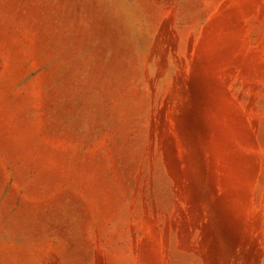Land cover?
I'll list each match as a JSON object with an SVG mask.
<instances>
[{"label": "rangeland", "instance_id": "rangeland-1", "mask_svg": "<svg viewBox=\"0 0 264 264\" xmlns=\"http://www.w3.org/2000/svg\"><path fill=\"white\" fill-rule=\"evenodd\" d=\"M0 264H264V0H0Z\"/></svg>", "mask_w": 264, "mask_h": 264}]
</instances>
